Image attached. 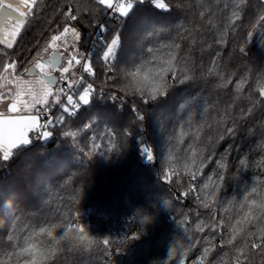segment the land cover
Returning a JSON list of instances; mask_svg holds the SVG:
<instances>
[{"label": "trees", "instance_id": "trees-1", "mask_svg": "<svg viewBox=\"0 0 264 264\" xmlns=\"http://www.w3.org/2000/svg\"><path fill=\"white\" fill-rule=\"evenodd\" d=\"M162 1L135 4L121 27L96 0H37L13 47L0 44V76L11 64L24 74L75 28L104 84L0 162V264H264V211L251 203L264 200V0ZM114 217L146 235L125 242L133 232ZM80 236L92 242L73 247Z\"/></svg>", "mask_w": 264, "mask_h": 264}, {"label": "snow or ice", "instance_id": "snow-or-ice-1", "mask_svg": "<svg viewBox=\"0 0 264 264\" xmlns=\"http://www.w3.org/2000/svg\"><path fill=\"white\" fill-rule=\"evenodd\" d=\"M144 0H96V3L103 7V9L113 14L114 18H118L121 22V27L123 26L125 19L129 17V15L133 12L135 4L142 3ZM37 3V0H0V26L7 27L12 21H15V24L12 25V30L7 33L6 39H0V44H6L7 48H12L15 37L19 34L22 26L25 23V18L34 11V5ZM152 3L155 4L159 8H166L167 6L160 2V0H152ZM84 10H90L85 8ZM16 14V15H14ZM233 16L236 19H239V13L234 12ZM70 19L76 20L77 17L72 15ZM264 19V17H261ZM71 33L73 41L80 40V33L75 28L65 27L63 32L60 35H53L51 37V43L44 49V51H48L49 48H57V41H62L63 37ZM121 32L115 33L110 42L106 43L105 50L102 52L100 57L101 60L107 62L113 59L118 45L122 41ZM64 44H67V41H64ZM178 47V46H177ZM243 52L244 49H241ZM78 53H72L70 58L67 60L68 67H63L59 69L61 71V76L63 77L64 73L69 71V67L72 66L73 61L75 64H81V60L78 58ZM57 63H60V59L63 56H60V59L57 58V54H53ZM8 67L15 69V64H11ZM35 67L39 68L41 72L46 71L45 63L40 62V54H37V59L35 61ZM83 70L90 76H95V70L92 67L90 62L83 64ZM31 72V69H28ZM65 82H67L68 88L72 89L74 84L82 83L83 78L80 81H67L66 77H63ZM58 81L55 77L52 78V84H57ZM183 83V81H181ZM42 84V82H41ZM94 92V87L92 84H88L84 87L82 94L79 95V99H74L72 94H68L66 97V106L63 107V112L67 113L69 116L80 107V104L86 105L90 102V97ZM64 93V89L60 88L55 94L51 90V85L49 86H41L37 90H33L31 88L28 89V95L31 96V101H24L20 99L21 93H17V99L13 102L9 107V112H19L18 104H23L24 111L31 112L35 109V115H17V116H5L3 113H0V162L6 163L12 157L13 152L21 145H28L32 142L31 133H36L39 138H46L51 135V131L42 129H48L49 126L54 123H63V117H58L55 120L46 119L44 123H40L41 112L49 111V96H54L53 104L60 103V96ZM156 89H153V95H155ZM160 94H164L163 87H160ZM261 95L264 96V90L261 91ZM148 102L147 100L145 101ZM36 105H41V108H36ZM134 112H138L139 109H134ZM144 116L140 115L137 117L139 121H142ZM231 132L232 130L229 129ZM65 135L68 137H77V132H65ZM93 149H97L98 145L93 141L92 144ZM144 152L147 154L149 160L154 159L153 150L147 146L144 147ZM92 153L89 152L88 155ZM223 166V165H222ZM255 191V190H253ZM255 207L264 211V200H261L259 203L256 201L251 202ZM208 205H205L207 207ZM251 212V208L249 209ZM135 238V236L130 237ZM92 241L88 239L86 236L76 237L74 241H72L73 247L80 245L90 244ZM104 244H108L109 241H103ZM253 247H259V245L253 244ZM58 249L53 248L51 250V254L47 257L51 259ZM208 250H205V255H207Z\"/></svg>", "mask_w": 264, "mask_h": 264}, {"label": "rangeland", "instance_id": "rangeland-1", "mask_svg": "<svg viewBox=\"0 0 264 264\" xmlns=\"http://www.w3.org/2000/svg\"><path fill=\"white\" fill-rule=\"evenodd\" d=\"M160 2L164 3L162 0ZM11 31L12 26L9 28H3V31ZM60 35V34H59ZM64 41H67V44H64ZM57 45L59 46L57 49L62 51L63 54V63L61 66L68 67L67 60L70 58V55L72 53H78V58L81 60V64L84 63V60L82 59L83 54H80V48L78 46L77 41H73L71 33L66 34L63 37L62 41H57ZM85 63H88L85 62ZM75 64L73 61V64L71 67H69V71L67 73L63 74V77L67 78V81H73L78 67L81 65ZM59 66L57 70L55 71L59 75V85L58 86H52L51 90L55 94L60 88L63 87L65 80L61 76V71L59 70L61 68ZM45 72H48L46 69ZM42 82V84H41ZM39 85L43 86H49L50 84L43 79L41 75L36 74H23L18 73L15 69L9 67L7 68L0 76V113H3L5 116H15V112H9L10 105L16 101L17 99V93H21L20 99L24 101H31V96L28 95V89L31 88L33 90H37L39 88ZM97 85H99V88H104V84L99 83L97 81ZM54 96H49L48 101L49 105L53 104ZM63 99V95L60 96V101ZM55 105V104H54ZM41 105H36V108H39ZM66 106V101L63 103V107ZM19 112L22 113H30L31 115L35 113V109H33L31 112L24 111L23 104H18ZM59 110L57 111V113ZM48 131V129H46ZM31 135V134H30ZM171 174H164V178L171 177ZM84 227V226H82ZM84 230L85 228H80Z\"/></svg>", "mask_w": 264, "mask_h": 264}, {"label": "built area", "instance_id": "built-area-1", "mask_svg": "<svg viewBox=\"0 0 264 264\" xmlns=\"http://www.w3.org/2000/svg\"><path fill=\"white\" fill-rule=\"evenodd\" d=\"M93 53V45L91 44L86 50H83L82 54L83 57L82 59L85 62H91V55ZM83 63V64H84ZM83 64H81L78 69H77V73L76 76L74 78L73 81H80L81 78H83V82L82 83H76L74 84L72 89L68 88L67 82L63 85V89H64V93L63 95V99L60 101L59 104H50L49 105V111L47 112H41V119H40V123H44L46 119H53L55 120L58 115L55 114V111L59 110V113H64L63 112V103L66 101V97L68 94H72L74 99L78 100L79 99V95L82 94L84 87H86L88 84H92L94 87V92L92 95H95L99 89V85H97L96 81H95V76H90L87 73L84 72L83 70ZM91 95V96H92ZM83 104L81 103L80 106H82ZM87 105V104H86ZM41 108V106L39 107ZM35 114V113H34ZM46 129H42V131H44ZM36 138H39L36 133H34ZM104 215L102 213L98 214V217H103ZM107 217H111L110 213L106 214ZM90 220V219H89ZM112 226L113 227H121L123 229V231H125L127 228L131 229L133 234L132 236H128L125 237V242H128L131 240L130 237L135 236V238L138 237V235H146V231L139 226L133 217H114L112 218ZM119 247L117 248V252L122 254V253H126L127 250L129 249V246L126 243H121V241H118ZM248 264H252V263H248Z\"/></svg>", "mask_w": 264, "mask_h": 264}, {"label": "water", "instance_id": "water-1", "mask_svg": "<svg viewBox=\"0 0 264 264\" xmlns=\"http://www.w3.org/2000/svg\"><path fill=\"white\" fill-rule=\"evenodd\" d=\"M16 15V14H14ZM4 26H0V39H4L5 33L3 31ZM57 54V58L60 59V56H63L62 51L59 49H55L52 51L51 54L48 56H45L40 59L41 63H45L46 69L48 72H41L39 68L35 67V63L30 64L27 69L25 70V74H36V75H41L45 81H47L50 85L56 86L57 84H52V78L55 77L56 80H59V75L55 72V70L62 65L63 63V58L60 59V63H57L53 54ZM28 69H31V72L28 71ZM264 90V87L260 88V95L261 91ZM261 97L264 99V96L261 95ZM108 245V244H107ZM177 264H187V260H182Z\"/></svg>", "mask_w": 264, "mask_h": 264}, {"label": "crops", "instance_id": "crops-1", "mask_svg": "<svg viewBox=\"0 0 264 264\" xmlns=\"http://www.w3.org/2000/svg\"><path fill=\"white\" fill-rule=\"evenodd\" d=\"M15 116L17 115H23V116H28V115H31L30 113H22V112H15L14 114ZM33 115V114H32ZM35 115V114H34Z\"/></svg>", "mask_w": 264, "mask_h": 264}, {"label": "flooded vegetation", "instance_id": "flooded-vegetation-1", "mask_svg": "<svg viewBox=\"0 0 264 264\" xmlns=\"http://www.w3.org/2000/svg\"><path fill=\"white\" fill-rule=\"evenodd\" d=\"M12 23H14V22L12 21ZM12 23L8 24L7 27H3V28H5V29H6V28H9L10 26H12ZM4 31H5V30H4ZM5 32H6V31H5ZM7 32H8V31H7ZM56 70H57V69H56ZM56 70H55V71H56Z\"/></svg>", "mask_w": 264, "mask_h": 264}, {"label": "clouds", "instance_id": "clouds-1", "mask_svg": "<svg viewBox=\"0 0 264 264\" xmlns=\"http://www.w3.org/2000/svg\"><path fill=\"white\" fill-rule=\"evenodd\" d=\"M167 95V93H164V95L162 97H159L158 99H162L163 97H165Z\"/></svg>", "mask_w": 264, "mask_h": 264}]
</instances>
